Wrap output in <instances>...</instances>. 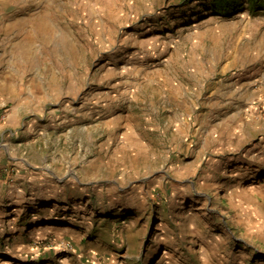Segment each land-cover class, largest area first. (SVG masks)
<instances>
[{"label": "rangeland", "instance_id": "rangeland-1", "mask_svg": "<svg viewBox=\"0 0 264 264\" xmlns=\"http://www.w3.org/2000/svg\"><path fill=\"white\" fill-rule=\"evenodd\" d=\"M234 1L0 0V264H264V0Z\"/></svg>", "mask_w": 264, "mask_h": 264}, {"label": "crops", "instance_id": "crops-1", "mask_svg": "<svg viewBox=\"0 0 264 264\" xmlns=\"http://www.w3.org/2000/svg\"><path fill=\"white\" fill-rule=\"evenodd\" d=\"M21 196H22V198H24L23 197V194H21ZM26 198V197H25ZM48 227H50V228H48ZM46 228H48V229H46ZM52 228H53V225H49V224H47V225H42V224H39V225H37L34 229H32V231L35 233H38V232H42V234H40V235H42V237H45V235L46 234H48V233H51V231H52ZM47 232V233H46ZM23 235V233L21 234V235H19V236H22ZM28 241H29V239H28ZM27 248H31V249H34L33 247H31V245L30 244H27L26 242H22L21 243V252L24 254V249H27ZM36 250L38 251L39 250V248L38 247H36ZM27 253V252H26ZM38 253H39V251H38ZM37 253V254H38ZM23 258V257H22Z\"/></svg>", "mask_w": 264, "mask_h": 264}, {"label": "trees", "instance_id": "trees-1", "mask_svg": "<svg viewBox=\"0 0 264 264\" xmlns=\"http://www.w3.org/2000/svg\"><path fill=\"white\" fill-rule=\"evenodd\" d=\"M251 1H253V0H251ZM224 3L225 2V0H220V3ZM234 2H238V0H236V1H234Z\"/></svg>", "mask_w": 264, "mask_h": 264}, {"label": "bare ground", "instance_id": "bare-ground-1", "mask_svg": "<svg viewBox=\"0 0 264 264\" xmlns=\"http://www.w3.org/2000/svg\"><path fill=\"white\" fill-rule=\"evenodd\" d=\"M52 225V224H51ZM48 228H50V227H48ZM48 228H46V229H48Z\"/></svg>", "mask_w": 264, "mask_h": 264}]
</instances>
